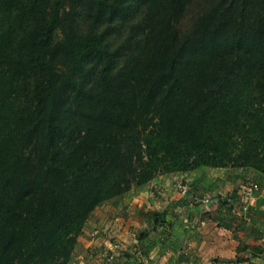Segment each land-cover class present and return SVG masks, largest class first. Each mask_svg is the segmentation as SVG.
Listing matches in <instances>:
<instances>
[{
  "label": "trees",
  "instance_id": "obj_1",
  "mask_svg": "<svg viewBox=\"0 0 264 264\" xmlns=\"http://www.w3.org/2000/svg\"><path fill=\"white\" fill-rule=\"evenodd\" d=\"M191 2L0 0V264H68L96 208L160 174L264 177V0L181 33Z\"/></svg>",
  "mask_w": 264,
  "mask_h": 264
},
{
  "label": "crops",
  "instance_id": "obj_2",
  "mask_svg": "<svg viewBox=\"0 0 264 264\" xmlns=\"http://www.w3.org/2000/svg\"><path fill=\"white\" fill-rule=\"evenodd\" d=\"M247 180L259 182L261 192L244 210L240 185ZM95 210L75 244L86 256L98 247L97 257L109 255L112 264L124 252L128 264H264V177L250 169L159 175Z\"/></svg>",
  "mask_w": 264,
  "mask_h": 264
},
{
  "label": "rangeland",
  "instance_id": "obj_3",
  "mask_svg": "<svg viewBox=\"0 0 264 264\" xmlns=\"http://www.w3.org/2000/svg\"><path fill=\"white\" fill-rule=\"evenodd\" d=\"M213 1L214 0H192L191 4L187 7L185 13L183 14L179 23L177 24L179 31L181 33H185L189 28H191V26L194 25V22L196 21L197 17L201 13L206 12L209 9V7L213 4ZM89 23H90V20L86 16H82L77 24L78 31L79 32L86 31L89 27ZM174 191L175 190L172 189L171 194L175 196ZM114 240L119 241L116 238H114ZM95 248L96 249H93V248L89 249L87 256H86L83 245L78 244L76 247H74L70 261L68 263L69 264H81V257H82L83 262H84L83 264H112L109 255H104L102 253V256L99 259L97 255L101 253L98 250V247H95ZM122 254H125V252ZM122 254H121V259H120L119 264L127 263V260L129 259L127 258V256L122 255Z\"/></svg>",
  "mask_w": 264,
  "mask_h": 264
},
{
  "label": "built area",
  "instance_id": "obj_4",
  "mask_svg": "<svg viewBox=\"0 0 264 264\" xmlns=\"http://www.w3.org/2000/svg\"><path fill=\"white\" fill-rule=\"evenodd\" d=\"M176 187L180 192L184 193L187 191L186 185L178 183V184H176ZM257 192H259V186L257 184H253V183H250L249 186H245V187L240 188L241 199L243 200V202L246 203V206L254 198V196L256 195ZM243 209L245 210L246 207H243ZM115 248L117 250L121 249L120 246H115Z\"/></svg>",
  "mask_w": 264,
  "mask_h": 264
}]
</instances>
